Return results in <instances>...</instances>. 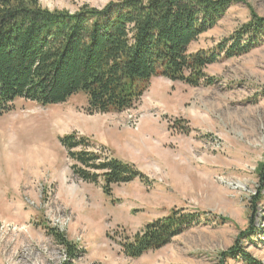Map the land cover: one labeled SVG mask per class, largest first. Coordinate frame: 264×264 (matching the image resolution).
Masks as SVG:
<instances>
[{"label":"rangeland","instance_id":"obj_1","mask_svg":"<svg viewBox=\"0 0 264 264\" xmlns=\"http://www.w3.org/2000/svg\"><path fill=\"white\" fill-rule=\"evenodd\" d=\"M111 1L37 0L69 13ZM251 13L264 18V0L230 6L188 52L212 51ZM204 73L211 84L198 87L152 78L120 113L86 114L82 93L58 105L16 100L0 117V264H247L230 257L235 248L264 264V44ZM73 131L133 164L147 183L114 186L109 198L74 179L59 143ZM172 209L208 221L139 258L122 254V234Z\"/></svg>","mask_w":264,"mask_h":264},{"label":"trees","instance_id":"obj_2","mask_svg":"<svg viewBox=\"0 0 264 264\" xmlns=\"http://www.w3.org/2000/svg\"><path fill=\"white\" fill-rule=\"evenodd\" d=\"M242 3L115 0L101 9L83 5L69 13L43 9L37 0H0V117L19 99L58 105L79 93L86 97L88 115L124 112L136 106L156 77L190 87L211 84L204 73L207 66L264 44V18L251 13L249 23L212 51L188 52L230 6ZM59 143L71 162L72 177L99 185L109 198L114 186L134 180L147 183L133 164L117 159L89 137L73 131ZM204 215L172 209L134 235L122 234L121 252L136 259L157 251L185 231L204 225L208 221ZM56 237L70 247L63 236ZM237 254L247 264H258L239 248L230 257Z\"/></svg>","mask_w":264,"mask_h":264}]
</instances>
